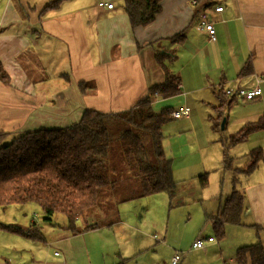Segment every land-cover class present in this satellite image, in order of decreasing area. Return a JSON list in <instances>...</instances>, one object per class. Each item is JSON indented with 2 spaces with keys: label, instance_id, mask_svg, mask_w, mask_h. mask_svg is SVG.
<instances>
[{
  "label": "crops",
  "instance_id": "crops-1",
  "mask_svg": "<svg viewBox=\"0 0 264 264\" xmlns=\"http://www.w3.org/2000/svg\"><path fill=\"white\" fill-rule=\"evenodd\" d=\"M106 1L113 4L111 9L99 7L98 0H0V64L9 78L7 84L0 80L2 142L25 131L69 126L78 122L86 108L115 112L131 107L150 85L164 79V75L152 78L150 64L155 52L170 56L169 69L180 78L179 93L164 98V105L170 111L189 107L191 112L184 117L185 121L194 123L192 120L200 113L201 117H207L214 130L209 116L215 115L214 108L224 98L219 96V89L230 85L251 88L256 76L261 78L258 82L261 95L249 101L234 100L224 111L225 125L219 129L229 127L233 134L263 115L264 0H197L195 5L191 0H161L155 20L133 29L122 10L121 0ZM212 4L222 5V11L214 12ZM202 10L207 12L208 21L213 25L214 40L196 27ZM179 32L183 33V39L170 42V37ZM247 61L250 73L242 75L240 71ZM81 82L89 86L85 92L79 89ZM231 146H241L243 153L255 147L264 148V129ZM261 164L264 163H259L250 174L237 176L236 185H241L239 190L244 193L240 223L227 224L221 240L214 237L208 218L217 213L224 200L222 194L226 192L220 193L213 207L207 204L202 207L204 222L201 228L194 229L190 243L181 238L168 239L160 229L159 238L152 239L144 232L138 234V228L131 224L134 235L129 237L124 249L119 248L115 253V249L110 252V247L105 254L100 250V256L93 254L96 234L101 232L98 229L125 227L131 220L129 217L123 216L121 221L118 217L111 225L88 230L84 229L85 222L80 223L78 219L79 232L70 234L64 228L66 220L52 224L42 218L48 222L44 227L42 221L34 223L37 218L24 216L22 227L13 226L20 232L0 228V237L5 238L2 242H10L14 252L0 258V264H112L119 256L129 258L126 264H138L132 262L146 252V246L152 241L165 245L160 249L166 252L167 261L177 250L181 253L179 264H188L191 254L206 260L209 253L219 251V256L232 257L230 261L234 263L233 249L257 240L261 242L260 234H264ZM259 170L263 173L258 174ZM197 171L201 170L194 169L193 176ZM210 229L212 236L208 233ZM207 237L213 240L207 241ZM197 239L203 240V246L192 248ZM224 250L227 256H223ZM55 251L59 254H54Z\"/></svg>",
  "mask_w": 264,
  "mask_h": 264
},
{
  "label": "trees",
  "instance_id": "trees-1",
  "mask_svg": "<svg viewBox=\"0 0 264 264\" xmlns=\"http://www.w3.org/2000/svg\"><path fill=\"white\" fill-rule=\"evenodd\" d=\"M121 2L132 29L152 23L161 9V0ZM183 37V33L179 32L169 40L180 41ZM154 59L164 79L150 85L145 95L131 107L115 112L86 108L78 122L69 126L25 131L8 143L0 144V207L36 204L44 220L49 221L54 214H62L66 220L64 228L68 233L76 234L79 232L78 219H84L85 230L99 226L89 223L87 217L105 190L112 189L113 192L115 188V205L130 198L161 191L171 198L176 181L170 159L163 148V125L174 118L169 115V108L155 112L152 105L156 97L177 95L180 78L169 69L170 56L155 52ZM250 70L247 61L240 73L246 75ZM0 80L5 84L9 82L1 64ZM78 86L82 92L89 88L84 82ZM219 90V96L223 95L224 98L214 108L215 115L209 116L214 130L220 128L224 111L238 99L235 96L226 97L223 88ZM260 129H264V113L257 121L231 134L229 144L245 141L249 134ZM224 156L225 167L234 175L230 193L217 213L208 218L217 240L224 237L227 224L240 223L244 193L236 188L237 176L250 174L259 163H264V148L250 149L247 160L239 167L232 166L231 157H227L225 151ZM130 175L138 182L134 194L119 189ZM197 178L202 187L207 184L206 172ZM0 228L20 232L19 228L1 223ZM21 234L26 233L21 231ZM26 235L35 236L33 233ZM128 259L119 256L112 264H126ZM235 264H264L261 242L257 240L238 247Z\"/></svg>",
  "mask_w": 264,
  "mask_h": 264
},
{
  "label": "rangeland",
  "instance_id": "rangeland-1",
  "mask_svg": "<svg viewBox=\"0 0 264 264\" xmlns=\"http://www.w3.org/2000/svg\"><path fill=\"white\" fill-rule=\"evenodd\" d=\"M143 62L147 68L146 59H143ZM158 67L154 59L150 64V71L154 76L152 78H155L157 75L163 76L160 67ZM165 102L166 99L164 98L153 101V110L159 112L166 108ZM192 121L194 123L191 124L185 121L184 118L172 119L163 125V133L165 135L164 146L168 153L173 176L176 181L173 188V196L170 198L166 192L161 191L148 196L134 197L133 200L121 201V203L115 205V188L113 192L112 189L105 190L103 195L98 199L96 206L89 211L87 221L99 226L100 224L101 226H107L119 219L121 221V218L124 216L126 218L129 217L131 220L133 219L135 222L128 220V225L125 227L115 226L112 229L108 227L99 228L98 230H101V232L96 234L95 243L97 246H93L95 251L93 254L99 256L102 252L105 254L110 247H112L110 252H113L112 250L115 249L116 253L119 248L123 250L129 237L134 235V231L130 227L131 224L138 228V234L140 235L144 232V235H148L151 238H159L160 229L162 234L164 231L166 232L168 239L176 240L181 238L184 242L190 243L193 232L195 233L196 231L194 229L201 228L204 222L202 207L206 204L209 207H213L220 193L226 192L222 194L223 199L230 193L232 189L231 180L234 174L225 167L224 160L226 157L224 156V151L227 157L231 155L233 158L232 166L234 167H239L245 163L247 153H243L244 150L240 148L241 146L235 147L229 144V136L231 135L229 127L224 129L218 128L216 131L211 130L207 117H201L200 113H197L196 118ZM12 138L10 137L8 141L3 142L0 140V144L8 143ZM193 164L196 165L190 168ZM261 167V169H264V164H261ZM194 169L201 171H197L193 176ZM204 172L207 173V184L202 187L197 176ZM262 173L263 170H259L258 174ZM125 174H128V172ZM238 177H242V175ZM137 184L138 182L130 175L124 184H121L119 189L123 188L121 189L122 192L128 191L134 194L136 193L135 186L137 187ZM236 188L241 189V185H236ZM107 191L109 192L107 193ZM129 207H132V210L131 208L128 209ZM122 208L123 212L121 211ZM32 214L37 216L34 223L42 221V226H47L48 222L42 219L44 216L36 204L0 207V222L2 225H11L9 227H22L21 221L23 217L29 218ZM6 221L10 223H6ZM49 222L60 224L61 222H65V218L62 214L57 213L51 217ZM82 222L84 224L85 221L81 218L80 223ZM152 225L155 227L149 229ZM207 226L209 225L207 224ZM208 233L212 236L211 229ZM153 234L156 236H153ZM260 235L261 244L264 247V234ZM4 239L0 237V258L3 259L6 254L13 255L14 253L11 243L2 242ZM159 245L160 242L156 243L154 241L150 245H145L147 248L145 249L146 252L138 255L132 263L138 262V264H143L147 261H155L154 263L156 264H170V261L165 259L166 252L160 249L163 246L165 247V245ZM100 246L102 247L100 248ZM167 246L169 245L167 244ZM172 247L177 248L174 245ZM234 250L236 249H233L232 256L235 255ZM226 252V250L223 251V256H227ZM219 254V251L217 254L209 253L206 260L203 258L200 260L199 257L191 254L188 264H235V262L231 263L230 261L232 257L230 259L228 257L223 259ZM233 259L235 260V258ZM114 260H116V256ZM199 260L200 262H198Z\"/></svg>",
  "mask_w": 264,
  "mask_h": 264
},
{
  "label": "built area",
  "instance_id": "built-area-1",
  "mask_svg": "<svg viewBox=\"0 0 264 264\" xmlns=\"http://www.w3.org/2000/svg\"><path fill=\"white\" fill-rule=\"evenodd\" d=\"M192 4H197V0H191ZM97 5L99 7H106L107 9H111L113 7V4L111 2H107L106 0H98ZM211 8H213L214 12H221L223 9L222 5H215L212 4ZM196 27L199 30L204 31L208 37L212 40H214V28L210 21H208V15L205 10H202L200 13V18L198 22L196 23ZM261 80L260 77H255V83L251 88H244L240 86H227L224 89V95L226 97L235 96L238 99H244V100H252L258 96L261 95V88L258 84V82ZM191 112V109L186 106L179 107L178 109L172 110L169 112V115L173 117L174 119H180L184 117H188ZM37 216L35 214H32V219L35 220ZM207 241H212L213 237H207ZM203 246V240L197 239L193 241L191 247L192 248H201ZM54 254H59L58 251H55ZM181 260V253L180 251H174L170 258V264H179Z\"/></svg>",
  "mask_w": 264,
  "mask_h": 264
},
{
  "label": "water",
  "instance_id": "water-1",
  "mask_svg": "<svg viewBox=\"0 0 264 264\" xmlns=\"http://www.w3.org/2000/svg\"><path fill=\"white\" fill-rule=\"evenodd\" d=\"M224 122H225V117H223V118L221 119V122H220V127H221V128H223V124H224Z\"/></svg>",
  "mask_w": 264,
  "mask_h": 264
}]
</instances>
